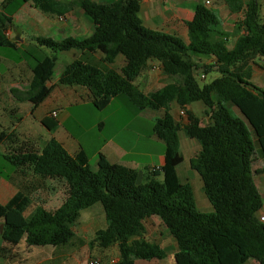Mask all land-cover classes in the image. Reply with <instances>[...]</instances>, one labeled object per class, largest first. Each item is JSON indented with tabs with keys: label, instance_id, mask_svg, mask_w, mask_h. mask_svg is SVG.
Listing matches in <instances>:
<instances>
[{
	"label": "trees",
	"instance_id": "1",
	"mask_svg": "<svg viewBox=\"0 0 264 264\" xmlns=\"http://www.w3.org/2000/svg\"><path fill=\"white\" fill-rule=\"evenodd\" d=\"M141 1L6 0L2 6L0 47L18 48L7 31L12 16L25 4L53 17L66 16L78 7L96 26L84 38L37 37V46L48 48L51 54L34 57L28 65L32 80L24 95L16 94L20 100L37 109L51 95L53 87L47 84L59 53H99L108 65L123 56L132 69L129 77L75 59L65 66L60 83L89 89L93 106L99 110L107 108L112 99L126 98L139 111H159L153 133L165 143V152L163 165L150 169L146 180L143 174L140 185L136 183L139 171L111 163L102 154L93 170L84 151L73 155L55 138L39 152L19 150L3 155L23 173L31 171L41 179L64 182L67 196L54 211L39 204L29 214L33 203L29 194L19 192L5 205L0 203L1 239L11 247L23 240L28 248L65 245L76 236L81 212L100 203L106 226L96 231L93 243L118 250L116 261L100 264L164 259L166 250L145 237V223L150 218H158L175 239V264H264V222L260 220L264 202L255 183L262 172L253 169L255 154L264 163V89L252 82L253 66L258 65L257 59H264V22L260 21L258 0H224L238 14L235 31L240 36L232 48L217 33L218 15L204 4H196L193 19L186 22L185 43L179 36L145 27L139 17ZM216 33L218 38L212 40ZM148 61L159 62L172 82L145 94L133 80ZM199 72L217 76L201 86ZM196 102L208 110L210 124L203 125L188 109ZM173 103L184 111L186 123L174 119ZM42 125L50 130L55 123L44 118ZM10 135L1 132L0 143ZM181 135L200 146L191 169L199 175L213 213L200 212L192 185L179 180L177 168L184 162ZM160 174L162 182L155 178Z\"/></svg>",
	"mask_w": 264,
	"mask_h": 264
},
{
	"label": "crops",
	"instance_id": "2",
	"mask_svg": "<svg viewBox=\"0 0 264 264\" xmlns=\"http://www.w3.org/2000/svg\"><path fill=\"white\" fill-rule=\"evenodd\" d=\"M5 1L6 0H0V12ZM242 1L244 3H247L251 0ZM196 4H204L209 9L214 11L217 15L219 14L221 16L220 25L217 28V33L221 35L220 39H224L225 41L229 40L231 34L233 35V32L235 30V22L238 14L231 12L224 0H142L139 17L141 18L142 23L145 27L167 34L179 36L185 43H188V29L186 26V22L193 19V8ZM258 4L259 6H264V0H261V4L258 0ZM31 7V4H25L18 12H16L12 16V25L7 31V36L9 38L15 39V32L18 31L20 32V39L25 33L29 34V32H36L38 37L51 38L53 40H62L67 37L84 38L91 36L96 30L94 22L82 11L76 13L70 12L68 14L74 15L67 14L66 20L60 21L59 16L53 17L52 15L43 12H41L42 14L39 15L33 12L31 10ZM58 22L59 26L57 25ZM217 33L214 40L218 38ZM228 35L229 38L227 37ZM25 41L26 40L17 42L18 44H21ZM17 47L19 46L17 45ZM75 59H81L85 62L92 63L97 66H99L100 63H103L101 55L99 53H82L75 50L59 53L56 67L59 65V61H61L60 72L56 77L53 75L51 81L47 84L48 86L53 87V91L51 95L42 103V106H44V115L35 119L37 125H41L45 129L44 136L36 134V132L34 131L36 127L35 124H33V126L30 128L26 126V128L22 132V134L24 135V139L22 141H12L8 143V145L5 141L4 143H0V149L3 148L2 155H9L10 153L17 152L19 150L39 152L45 146L48 140H50L51 138H55L63 144V146L69 153L73 155L79 153L80 151H84L89 158V162L93 170H97L99 154H102L111 163L120 164L122 166L143 172L144 163H141V159H138L137 155L140 153L130 152L128 148L125 147L124 143H119L117 141V138H115L114 136L104 137L101 141H98V144L95 147L87 149L83 145V143H81V140L74 137V135L70 133L65 127L67 121L70 118H73L72 114L69 112V109L74 108L75 106L93 105V96L89 89L79 85L71 86L60 83V76L65 66ZM3 60L4 61L2 62L0 61V65L7 63L6 59L3 58ZM106 66V70L103 69L105 71L114 69L127 77L131 76L132 69L126 64L123 56H118L113 64H107ZM8 67H10L11 69L14 68L13 64H9ZM11 72L13 73V75H10L9 77L1 75L0 79L2 80H0V97L5 96L9 99H15L14 94H20L28 90L27 85L29 86L31 79L29 81L22 80L21 76H19V74H16V69H12ZM137 80H139V83L137 82ZM8 81H11V83H6ZM255 81H258L259 83L264 85V62H259L258 65L253 66L252 82ZM171 82L172 79L163 73L162 67L157 61H148L146 68L140 73L139 76L135 77L133 80V83L138 86L141 91L143 90L140 86H144L145 91H143V93L145 94L156 91ZM117 99H123L122 101H125L124 98L112 99L109 106H112V104L117 101ZM108 107L103 110L108 109ZM30 109L31 107H29V110ZM149 109L151 108H146L142 111H139L136 107H131V113L135 118L147 119L146 115H148L147 111ZM170 109L171 114L176 121L183 124L187 122L185 115L181 116L184 111H182L177 104L173 103ZM188 109L192 110L201 119L202 123L204 122L203 118H201L198 113L200 109H196L195 103L190 104L188 106ZM205 109L206 108H203L204 111ZM151 110L153 111V113L150 114L151 120L154 121V119L156 120L159 116H161L159 111L154 109ZM205 117L206 123H204V125L210 124L211 120L209 116ZM44 118H47L49 123H55L52 129L49 130L42 125V120ZM75 122L76 124L78 123L77 120H75ZM26 123L27 122H25L24 120H22L21 123L19 122V120H16L15 122L10 121L9 124L12 127L11 129H9L8 134L14 133V130L17 127H21ZM97 127L99 128V130H103L106 127V119L96 120L91 125L90 129L94 130ZM89 133V131H85L84 135L86 136ZM136 133L138 135L142 134L141 129H138ZM151 140L153 142H156L158 140L154 133L152 134ZM163 163L164 153H161L159 163H157L156 165V163L153 162L150 166L152 169L159 168L163 165ZM7 167V165H2L3 170H7L9 173L6 172L7 174L3 175L0 178V203L3 205H5L15 194L22 192L29 195L30 193L43 195L44 198H42V201L35 200L33 201L32 205L34 204V207L36 208L37 206H39V204H42L46 209L47 204L51 199V197L47 196H52V194L57 192V188L55 187L56 183H58L59 185L62 184V181L58 180L41 179L38 176H35L31 171H26L23 173L20 169ZM178 177L180 178L179 175ZM184 180L186 181V178ZM255 183L263 199L264 180L262 179L261 181L257 182V179L255 177ZM262 216H264V207L260 213V217ZM145 226V237L148 241L155 242L161 245L164 249V238L172 239V241L176 243L171 233L164 227V225L158 218L148 219L145 223ZM72 240L69 243L59 247L68 246L72 242ZM0 242H2L0 244L6 248V251L0 252V264H40V262H38L39 255H37L36 252L27 250L25 251V253H20L18 251H14V248H17L19 245L16 247L8 246L3 242L2 239L0 240ZM32 248L37 249L47 247ZM117 259L118 257L115 260L111 261H116ZM248 264L257 263L254 261H250Z\"/></svg>",
	"mask_w": 264,
	"mask_h": 264
},
{
	"label": "rangeland",
	"instance_id": "3",
	"mask_svg": "<svg viewBox=\"0 0 264 264\" xmlns=\"http://www.w3.org/2000/svg\"><path fill=\"white\" fill-rule=\"evenodd\" d=\"M65 2H70L72 0H62ZM100 1V0H97ZM104 2H113L114 0H103ZM261 4V0H259ZM32 11L37 14H42L39 9L31 5ZM80 8L75 7L72 11L73 13L80 12ZM259 14L260 21L264 22V6H259ZM74 15V14H68ZM45 16V15H43ZM67 16V14H66ZM55 17H58L57 15ZM220 15L218 14V18L220 21ZM59 26V22L57 24ZM219 27V26H218ZM217 27V28H218ZM18 31V30H16ZM19 32V31H18ZM234 35V36H233ZM233 35L231 34L227 36L229 40L226 41L228 48H232L236 39L240 36L234 30ZM36 32L25 33L21 37L22 40H26L24 43L18 44L17 49L0 47V61L7 60V63L0 65V78L1 75L9 77L13 75L11 72L12 69H16V74L21 76L22 80L29 81L32 80V72L29 68V64L32 65L34 57H42L43 54L50 55L51 51L48 48L42 47L39 48L36 43ZM214 40V38H212ZM224 40V39H223ZM208 62V61H206ZM257 62L263 63L264 59H257ZM4 63V62H3ZM60 63L55 68L54 76L56 77L60 72ZM9 64H13L14 68L8 67ZM106 63H100L99 67L102 69L107 68ZM217 74L209 73L207 76H203L202 72L197 74V80L199 84L202 86L206 83H210L213 78H215ZM2 80V79H0ZM1 82V81H0ZM31 82V81H30ZM139 83V80H137ZM6 83H11L8 81ZM258 88L264 89V85L259 83L258 81L253 82ZM30 84V83H29ZM159 86V85H158ZM29 88V86L27 85ZM143 91H145L144 86H140ZM22 94V93H21ZM25 92H23V95ZM21 96V95H20ZM15 99H9L7 97H0V133L5 132L8 134L10 126V121L15 122L19 120L21 123L22 120L27 122L25 125L21 127H17L14 130V133L10 135V139L5 138L4 141L7 143L10 142H20L24 139V135L22 132L27 127H32L33 124L36 125L35 132L40 136H44L45 129L41 125H37L35 121L36 118L44 115V106L42 104L37 108L33 109L32 103L28 101H22L19 99V95L14 94ZM21 98V97H20ZM117 99L112 106H109L106 110H99L95 108L93 105L90 106H75L74 108L69 109V112L72 114L73 118H70L65 127L68 129L70 133L74 135V137L81 140V143L88 149L95 147L98 144V141H101L104 137L114 136L117 138L119 143H124L125 147L132 153H140L138 155V159H141V163L143 164V174L145 180L150 174L151 163L155 162L156 165L159 163L160 154L165 152V143L162 140H157L153 142L151 140L153 127L155 125L154 121L151 120L150 114L153 113L151 109L147 111L146 118L147 119H139L135 118L131 113V107L134 108L136 106L131 105V103L125 98ZM129 102V103H128ZM196 109H200L198 111L201 118H203V125L206 123V117L208 110L202 103L197 102ZM29 107L31 109L29 110ZM29 110V111H28ZM33 113V114H31ZM205 114V115H204ZM148 116V117H147ZM160 117V116H159ZM205 117V118H204ZM106 119V127L103 130H99V128H95L94 130L90 129L91 125L96 120ZM77 120V124L75 122ZM15 125V124H14ZM3 126V127H1ZM80 126V127H79ZM10 127V128H7ZM138 129H141L142 134L138 135L136 132ZM85 131H89L88 135H84ZM26 132V131H25ZM24 132V133H25ZM181 151L183 152L184 162L178 167V175L180 176L181 183H190L194 190L196 207L200 212L203 213H213V208L208 202L205 193L203 191L202 183L199 179V175L191 169V161L196 159V156L199 152L200 146L195 140L188 139L184 135H181L180 140ZM256 149H258V144H256ZM3 148L0 149V173L6 175L9 173L7 170L4 171L2 165H7V168L12 167L6 160L3 159ZM253 169L261 170L262 174L256 175L257 182L264 180V163L258 159V156L255 154L253 156ZM7 172V173H6ZM184 177V178H183ZM158 181H163L162 174L155 177ZM186 178V181L184 180ZM262 178V179H261ZM54 184V183H53ZM55 187L57 188V192L52 194L50 202L47 204L46 209L48 211H54L58 209L62 203L64 202L67 196V188L66 185H59L56 183ZM33 201H42L44 198L43 195L32 194L30 193ZM264 201V194H263ZM33 204L29 212H32L35 207ZM106 226L104 210L100 203L94 205L91 209H87L81 212L80 222L76 226V236L72 240V242L66 247H47V248H28L26 246L25 240L21 241L17 248H14V251L24 252L30 250L31 252H36L39 255L38 262L40 264H91L92 262L98 261L102 263L104 261L115 260L118 257L117 247H110L107 249H103L99 247L96 243H93V239L95 237V233L97 230L103 229ZM0 240H1V229H0ZM2 243V242H0ZM164 247L167 251V256L162 259H154L153 261H137V264H175L173 254L177 250L176 243L172 241V239L164 238L163 240ZM0 247L6 248L0 244ZM2 252V251H0Z\"/></svg>",
	"mask_w": 264,
	"mask_h": 264
},
{
	"label": "water",
	"instance_id": "4",
	"mask_svg": "<svg viewBox=\"0 0 264 264\" xmlns=\"http://www.w3.org/2000/svg\"><path fill=\"white\" fill-rule=\"evenodd\" d=\"M15 40L16 41H21L20 39V32H15ZM142 178H143V172L142 171H139L138 172V176H137V185H140L141 182H142Z\"/></svg>",
	"mask_w": 264,
	"mask_h": 264
},
{
	"label": "built area",
	"instance_id": "5",
	"mask_svg": "<svg viewBox=\"0 0 264 264\" xmlns=\"http://www.w3.org/2000/svg\"><path fill=\"white\" fill-rule=\"evenodd\" d=\"M59 20L60 21H65L66 20V16H60L59 17ZM182 115H185L184 113H182L181 114V116ZM260 220L262 221V222H264V216H262V217H260ZM91 264H100L98 261H95V262H92Z\"/></svg>",
	"mask_w": 264,
	"mask_h": 264
}]
</instances>
